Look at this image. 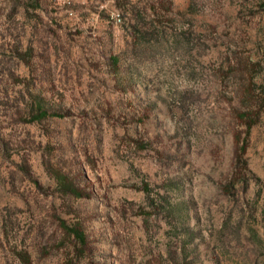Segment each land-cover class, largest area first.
I'll list each match as a JSON object with an SVG mask.
<instances>
[{"label":"rangeland","instance_id":"rangeland-1","mask_svg":"<svg viewBox=\"0 0 264 264\" xmlns=\"http://www.w3.org/2000/svg\"><path fill=\"white\" fill-rule=\"evenodd\" d=\"M0 264H264V0H0Z\"/></svg>","mask_w":264,"mask_h":264},{"label":"trees","instance_id":"trees-1","mask_svg":"<svg viewBox=\"0 0 264 264\" xmlns=\"http://www.w3.org/2000/svg\"><path fill=\"white\" fill-rule=\"evenodd\" d=\"M41 117H43V114H40V116H38V118H36V119H39V118H41ZM70 232L77 238V239H81L82 240V234H80L76 229H73V228H71L70 229Z\"/></svg>","mask_w":264,"mask_h":264}]
</instances>
